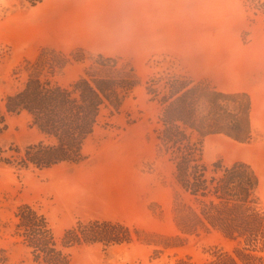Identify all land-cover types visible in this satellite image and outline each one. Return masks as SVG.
I'll return each mask as SVG.
<instances>
[{
	"label": "rangeland",
	"instance_id": "obj_1",
	"mask_svg": "<svg viewBox=\"0 0 264 264\" xmlns=\"http://www.w3.org/2000/svg\"><path fill=\"white\" fill-rule=\"evenodd\" d=\"M33 1L0 0V102L30 74L69 86L100 55L134 68L139 84L120 111L104 109L79 164L26 163V148L43 137L27 112L8 116L0 134V264H44L19 228L24 205L46 217L59 244L93 221L130 228V242L60 244L69 264H209L232 252L233 242L213 228L187 234L178 227L177 206L195 203L158 146L155 76L250 94L251 138L209 135L203 158L249 163L264 211V0Z\"/></svg>",
	"mask_w": 264,
	"mask_h": 264
},
{
	"label": "trees",
	"instance_id": "obj_2",
	"mask_svg": "<svg viewBox=\"0 0 264 264\" xmlns=\"http://www.w3.org/2000/svg\"><path fill=\"white\" fill-rule=\"evenodd\" d=\"M93 68L98 72L92 74ZM138 79L134 68L119 67L118 60L102 55L69 86L30 74L21 89L0 102V134L8 116L27 112L43 138L26 148V163L39 168L62 162L79 164L86 159L84 146L95 134L104 109L111 105L120 111ZM155 96L162 106L159 149L175 165L180 189L195 203L177 206L178 227L187 234L213 228L233 242L232 252L218 254L209 264H264V211L256 171L244 161L209 165L202 148L209 135L224 134L238 141L251 138L250 94L223 91L175 73H160L155 76ZM17 217L22 235L44 264H69L60 244L69 247L70 242L112 245L132 241L129 227L93 221L66 234L59 244L46 217L32 206H21Z\"/></svg>",
	"mask_w": 264,
	"mask_h": 264
}]
</instances>
